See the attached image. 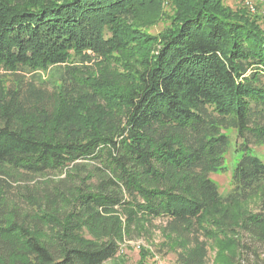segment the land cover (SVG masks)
Returning <instances> with one entry per match:
<instances>
[{"label": "trees", "instance_id": "1", "mask_svg": "<svg viewBox=\"0 0 264 264\" xmlns=\"http://www.w3.org/2000/svg\"><path fill=\"white\" fill-rule=\"evenodd\" d=\"M170 3L151 35L163 0H0V264H103L156 221L177 264H264V20Z\"/></svg>", "mask_w": 264, "mask_h": 264}, {"label": "rangeland", "instance_id": "2", "mask_svg": "<svg viewBox=\"0 0 264 264\" xmlns=\"http://www.w3.org/2000/svg\"><path fill=\"white\" fill-rule=\"evenodd\" d=\"M223 3L232 11L244 10L248 15L264 20V0H223ZM160 11L159 18L146 28V31L151 35L157 34L168 25V16L172 14L170 0H163ZM223 133L229 138V150L224 155L223 168L209 175L210 180L216 184L221 195H225L230 191L232 173L241 157V152H235L238 144L236 133L233 130H226ZM252 153L264 161V146L252 148ZM234 210H238L239 213L255 214L259 210L258 201L256 198L250 199L237 205ZM153 225L155 227L143 229L139 236L134 235L132 239L126 240L121 246L117 257L103 264H138L145 251L150 254L144 261L145 264H177L176 256L173 250L170 249V247L175 248L174 241H171V237L162 233L158 221ZM144 228H146L145 225ZM222 245L224 246L222 247ZM258 248L261 253L263 249ZM180 250L177 249L178 252ZM229 250L225 243L207 242V257L204 264H223L220 256L221 254H227V251L229 253Z\"/></svg>", "mask_w": 264, "mask_h": 264}]
</instances>
